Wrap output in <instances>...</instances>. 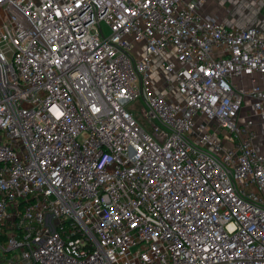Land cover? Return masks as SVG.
<instances>
[{
    "label": "built area",
    "instance_id": "1",
    "mask_svg": "<svg viewBox=\"0 0 264 264\" xmlns=\"http://www.w3.org/2000/svg\"><path fill=\"white\" fill-rule=\"evenodd\" d=\"M200 5L0 0L1 264H264V26Z\"/></svg>",
    "mask_w": 264,
    "mask_h": 264
},
{
    "label": "crops",
    "instance_id": "2",
    "mask_svg": "<svg viewBox=\"0 0 264 264\" xmlns=\"http://www.w3.org/2000/svg\"><path fill=\"white\" fill-rule=\"evenodd\" d=\"M200 2L199 10L205 14L217 16L219 20L229 26H239L251 23L257 26H264V20L260 21L258 13L262 11L261 4L264 1L260 0H183ZM257 2H261L258 4ZM173 57V56H171ZM161 56L155 57V70L157 75L165 80L166 76L159 68ZM163 82V80H162ZM172 84V83H171ZM176 88V87H175ZM161 89V88H160ZM177 89V88H176ZM166 96L163 90L158 91ZM177 92L178 89H177ZM167 97V96H166Z\"/></svg>",
    "mask_w": 264,
    "mask_h": 264
},
{
    "label": "rangeland",
    "instance_id": "3",
    "mask_svg": "<svg viewBox=\"0 0 264 264\" xmlns=\"http://www.w3.org/2000/svg\"><path fill=\"white\" fill-rule=\"evenodd\" d=\"M260 1V0H258ZM258 4H261V2H257ZM262 11L258 13V17L260 21L264 20V2L261 4ZM259 74H256V82L261 83V79L258 76ZM244 83L246 86L250 87L252 86V76L251 74H245L243 76ZM163 80V82H162ZM234 80L239 84V86H242V82L240 77H235ZM150 82H151V88L155 91L163 90L167 96V99L169 101H176V100H182L184 99V95H181L180 92H177V86L175 82H171L168 85L165 84V80L161 78L159 75H157V71L155 68H153V71L150 75ZM140 85V82H139ZM177 89H176V88ZM161 88V89H160ZM179 91V90H178ZM129 109L134 112L136 115L138 121L143 124L151 133L155 134L156 137L163 136L165 134L164 124L158 117H152L149 113V106L145 99L143 98V95L140 94L138 97H136L135 100L130 102ZM225 131V129L223 130ZM3 255V251L0 248V257ZM1 264V262H0Z\"/></svg>",
    "mask_w": 264,
    "mask_h": 264
}]
</instances>
